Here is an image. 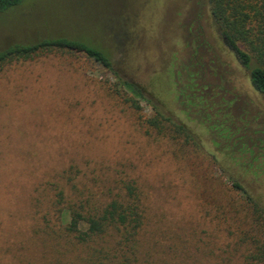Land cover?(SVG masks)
Masks as SVG:
<instances>
[{
	"label": "rangeland",
	"instance_id": "rangeland-1",
	"mask_svg": "<svg viewBox=\"0 0 264 264\" xmlns=\"http://www.w3.org/2000/svg\"><path fill=\"white\" fill-rule=\"evenodd\" d=\"M207 0H24L0 12V49L67 36L106 48L139 87L136 111L85 54L0 63V264H90L94 244L56 208L102 206L132 183L144 223L135 264H247L264 241V95L222 41ZM160 112L169 121L146 129Z\"/></svg>",
	"mask_w": 264,
	"mask_h": 264
},
{
	"label": "trees",
	"instance_id": "trees-1",
	"mask_svg": "<svg viewBox=\"0 0 264 264\" xmlns=\"http://www.w3.org/2000/svg\"><path fill=\"white\" fill-rule=\"evenodd\" d=\"M24 0H0V12L22 3ZM209 12L217 26L222 41L232 50L240 65L248 72L251 87L264 95V0H207ZM68 50L85 54L113 76L108 84L111 94L127 103L136 111L141 110L143 100L135 82L121 76L114 69L115 60L106 48L67 36L43 37L33 43H13L0 49V63L13 59H31L43 52ZM140 117V125L146 129L162 127L170 118L160 112L150 118ZM175 133L188 139L189 135L181 124L169 121ZM232 186L251 205L256 230L264 232V210L250 200L245 189L235 180ZM123 191L102 206H89L87 200L63 204L62 187H57L56 211L65 224L67 233L81 244H94L90 264H135L133 255L136 233L142 228L144 216L136 188L125 183ZM251 245L249 259L252 263L264 264V241L247 237Z\"/></svg>",
	"mask_w": 264,
	"mask_h": 264
}]
</instances>
